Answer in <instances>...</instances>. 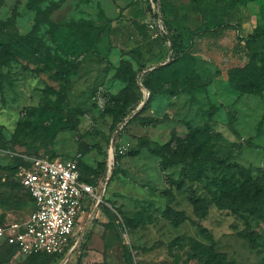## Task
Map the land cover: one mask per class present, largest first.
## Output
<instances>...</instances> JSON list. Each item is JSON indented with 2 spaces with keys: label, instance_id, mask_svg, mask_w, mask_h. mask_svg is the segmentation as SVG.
Instances as JSON below:
<instances>
[{
  "label": "rangeland",
  "instance_id": "374dc122",
  "mask_svg": "<svg viewBox=\"0 0 264 264\" xmlns=\"http://www.w3.org/2000/svg\"><path fill=\"white\" fill-rule=\"evenodd\" d=\"M171 1L178 21L160 0H0V225L34 210L20 173L38 159L80 154L96 192L71 250L0 243V264H264V56L241 39L264 26V0L237 3L235 29L197 43L196 6L222 0ZM246 173L254 201L212 202Z\"/></svg>",
  "mask_w": 264,
  "mask_h": 264
},
{
  "label": "built area",
  "instance_id": "2783aa9c",
  "mask_svg": "<svg viewBox=\"0 0 264 264\" xmlns=\"http://www.w3.org/2000/svg\"><path fill=\"white\" fill-rule=\"evenodd\" d=\"M111 151L123 154L124 148L113 144ZM79 157L41 158L20 173L34 210L21 223L0 225V243L27 256L64 254L75 246L80 214L96 197L94 186L82 179Z\"/></svg>",
  "mask_w": 264,
  "mask_h": 264
},
{
  "label": "trees",
  "instance_id": "16d2710c",
  "mask_svg": "<svg viewBox=\"0 0 264 264\" xmlns=\"http://www.w3.org/2000/svg\"><path fill=\"white\" fill-rule=\"evenodd\" d=\"M160 2H161V11L163 12L164 15L172 18L175 21H178L180 19L178 7L171 0H160ZM240 2H243V0H222V2L219 4L207 1L205 2V4H200V6H196V11L200 15L201 23L191 29L190 38L194 40L195 43H197L199 40H202L204 38H217L221 35L222 32L229 29H235V26L238 24L235 23L239 12V6L237 3ZM134 25L135 28H137L141 33H144L145 36H148L146 32L147 31L146 25H141L139 23H134ZM28 37L29 35L23 37L20 36V38H28ZM241 39H245V45L243 46V48L247 49L249 53L259 54L260 56H264V26L256 27L251 34L245 37H241ZM172 58L175 59L176 57L173 56ZM153 74L154 72L152 71H149L144 74L145 77L143 78L144 79L143 85L145 86L150 85L149 79H151ZM258 92L260 93L261 91L259 90ZM154 151L158 154L167 156L166 145L156 147L154 148ZM120 155L122 154L116 153L115 158ZM217 160H219L218 162L220 163H224L226 161V157H218ZM215 161L216 159L207 160L203 164L202 168L197 169V171H190L187 168L186 176L183 177L182 182H184L187 178L193 180H199L201 175L205 173L208 168L215 170L214 169ZM163 164L165 165L166 163ZM241 172L245 174L244 171ZM244 179H245L244 182L231 181L229 185H226L227 183L223 179H221V183H223V190L226 191L227 193L230 190H232V193L230 194L231 196H229L230 200L229 202L223 201V198L220 196L218 197L217 192L214 191L212 192V202L220 207H226L228 205L234 207V202H236L237 200H239L241 205H244L247 198L250 199L251 201H254L258 194L254 192L253 189L260 191L258 183L254 181L253 178L247 173ZM219 182L217 181V183ZM31 200L33 202L32 198ZM233 209L235 211L236 210L238 211V208L234 207ZM242 210L245 211L246 208H243ZM39 254H44V253H39Z\"/></svg>",
  "mask_w": 264,
  "mask_h": 264
}]
</instances>
